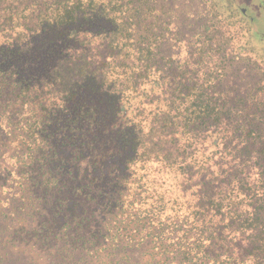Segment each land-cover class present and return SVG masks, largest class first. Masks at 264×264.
Wrapping results in <instances>:
<instances>
[{"label": "trees", "instance_id": "obj_1", "mask_svg": "<svg viewBox=\"0 0 264 264\" xmlns=\"http://www.w3.org/2000/svg\"><path fill=\"white\" fill-rule=\"evenodd\" d=\"M0 264H264V38L231 0H0Z\"/></svg>", "mask_w": 264, "mask_h": 264}, {"label": "rangeland", "instance_id": "obj_2", "mask_svg": "<svg viewBox=\"0 0 264 264\" xmlns=\"http://www.w3.org/2000/svg\"><path fill=\"white\" fill-rule=\"evenodd\" d=\"M250 21L253 31L264 38V4L262 0H231Z\"/></svg>", "mask_w": 264, "mask_h": 264}]
</instances>
